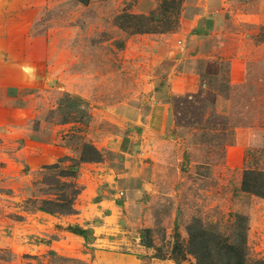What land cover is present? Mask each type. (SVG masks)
I'll return each instance as SVG.
<instances>
[{"label": "rangeland", "instance_id": "rangeland-1", "mask_svg": "<svg viewBox=\"0 0 264 264\" xmlns=\"http://www.w3.org/2000/svg\"><path fill=\"white\" fill-rule=\"evenodd\" d=\"M190 3L31 0L27 15L2 13L17 39L0 56V264H110L102 252L130 256L121 264H227L240 242L244 264H264V28L242 83L230 82L228 39L200 90L166 95L172 126L146 136L118 120L147 98L142 84L165 83L159 41ZM115 140L128 147H107Z\"/></svg>", "mask_w": 264, "mask_h": 264}, {"label": "crops", "instance_id": "crops-1", "mask_svg": "<svg viewBox=\"0 0 264 264\" xmlns=\"http://www.w3.org/2000/svg\"><path fill=\"white\" fill-rule=\"evenodd\" d=\"M30 1L0 0V4L6 6V9L0 8V56L6 47V43L17 39L16 36L12 35L14 30L11 31L10 20L4 17L5 22L2 21V13L15 12L19 16L22 12L25 15L30 12L26 7ZM259 3H262V0H192V3L187 5L177 30L162 35L159 41L160 46L163 47L159 55L171 61L165 83H158L161 86L158 90L155 86L156 82L142 84L141 92L148 96L151 95V97L147 96L139 104L125 106L123 115L118 120H122L121 122L131 127L142 125L145 128L146 136H149L151 132L161 133L168 126H172V102L166 95L188 93L187 98H190L191 94L200 90L208 79L211 64L223 61V55L229 47H225L228 39L235 40V48L231 57L227 59L225 57L229 65L230 82L239 84L245 81L247 77L246 66L247 61H249L247 54L251 51L247 49L248 42H251L259 34L261 28H264V6H258ZM21 6L23 7L20 9ZM23 28L25 31L26 26ZM29 41H27L28 44ZM184 63L190 64L188 69L181 66ZM69 99L71 100H67L66 111H72L70 107L77 105L73 98ZM116 142V140L110 141L107 147L113 145V148L118 150L128 147L125 144L121 149V143L116 146ZM104 174L102 175L108 176L109 173ZM124 179L126 178L123 177L121 180ZM116 184V190L118 185L123 186L120 181H117ZM123 188L126 189L125 186ZM86 191L87 189L83 191V194ZM118 191V193H123L124 190L118 189ZM95 193L96 189L94 190ZM104 202H108V200L101 199L96 203L100 213L105 209L103 208ZM114 207L117 208L113 204L108 213H103L100 218L103 220L112 216L115 210L112 208ZM40 213L45 216L48 215L43 212ZM81 228L85 230V228ZM102 254L110 255L107 258L110 264H121V261L130 259L128 255L110 254L108 252H102Z\"/></svg>", "mask_w": 264, "mask_h": 264}, {"label": "trees", "instance_id": "trees-1", "mask_svg": "<svg viewBox=\"0 0 264 264\" xmlns=\"http://www.w3.org/2000/svg\"><path fill=\"white\" fill-rule=\"evenodd\" d=\"M79 1L83 2V3L87 2V0H79ZM93 150H94V153L97 154V156L99 158L100 156H99L97 150H95L94 148H93ZM84 159L85 158H80L79 161L83 162ZM96 160H97V158L91 159V161H96ZM52 168H57V166H53ZM78 168H79L78 162H75L74 160H72V164H70L69 166L66 167V172L68 173V176H72V178L75 177L77 174ZM242 187L246 191H248V189H249V183H248L246 177H244V179H243ZM69 208H70V204H68L67 209L69 210ZM37 210L40 212L49 214V215L53 214V212H51L50 210L45 209V208H38ZM73 233L82 237L83 239H86V233H87L86 230H83V229L78 228V227H74ZM142 239H143V245L148 247L149 246L148 241H146L145 238H142ZM195 240H196V237L191 236V240H190L191 245L192 244L194 245ZM199 240H201V238L196 240V241L198 242ZM200 242H201V244L204 243V241H200ZM242 245H244V242H242V243L240 242L238 244H232V245L227 246L229 251L227 254H223V257H225L224 259H227L226 260L227 264H244V254H243V250H242L243 248H241ZM197 257H196L197 264H207L206 262L198 259Z\"/></svg>", "mask_w": 264, "mask_h": 264}]
</instances>
